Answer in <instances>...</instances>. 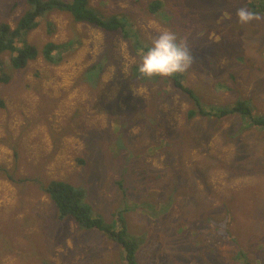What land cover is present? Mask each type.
Segmentation results:
<instances>
[{"label": "rangeland", "instance_id": "obj_1", "mask_svg": "<svg viewBox=\"0 0 264 264\" xmlns=\"http://www.w3.org/2000/svg\"><path fill=\"white\" fill-rule=\"evenodd\" d=\"M157 1L162 8L152 14ZM251 4L259 14L240 23L237 10ZM91 6L100 16L126 17L140 41L177 35L170 23L182 15L180 41L193 58L186 85L208 107L243 99L264 116V0ZM27 9L26 0H0V24L14 28ZM22 41L40 54L0 82V264H127L106 234L58 220L42 192L53 180L85 189L107 225L118 229L125 218L139 264H236L238 251L264 263V130L238 135V116L189 121L192 104L175 92L144 110L160 86L128 81L142 51L68 12H50ZM49 43L60 46V64L45 59ZM97 65L104 70L95 86L88 71ZM2 69L9 73L5 61ZM115 104L143 111L134 109L130 126L114 132L108 107Z\"/></svg>", "mask_w": 264, "mask_h": 264}, {"label": "trees", "instance_id": "obj_2", "mask_svg": "<svg viewBox=\"0 0 264 264\" xmlns=\"http://www.w3.org/2000/svg\"><path fill=\"white\" fill-rule=\"evenodd\" d=\"M26 3L28 9L18 19L14 28L8 23L0 24V82L9 84L15 71L24 70L30 61L38 58L40 54L38 49L31 44L23 42V37H26L30 32L38 28L41 18L54 10H61L68 12L75 22L90 23L107 34H121L123 39L128 41L132 45V48L136 49L137 54L142 51L139 55V61L135 65L132 76L128 81L135 82L136 85L160 86L159 90L154 93L153 100L144 110H148L150 107L152 111L166 95L175 92L185 95L192 104L191 109L188 111L189 121L196 117H204L220 122L229 117L238 116L243 120L238 135L249 129L264 130V116L254 114L253 107L247 100L241 99L232 106L208 107L205 105L201 97L186 85V72L172 77H154L152 79L142 77L138 72V65L141 56L151 41L142 39L143 42L142 40L140 41L138 33V36L130 34V31L132 33L135 32L130 29L131 24L127 22L126 17L120 19L117 16H105L103 14L100 16L91 6V0H26ZM249 7L253 16L259 14L255 4H251ZM161 8L162 3L160 1L152 3L149 7L152 14ZM181 17L182 15L180 14L172 17V22L170 23L172 29L177 33L179 40L184 34L183 27L177 21ZM191 20H194L192 24H198L196 18L193 17ZM57 50H60V46L54 43L47 44L43 51L45 59L53 64H60L64 60V57L61 52L55 53ZM4 55H7L8 58L5 59ZM3 60L9 68V73L2 69L4 67ZM102 70H104V67L97 65L88 71L90 74L89 78L93 80L95 86H98V78ZM54 104L56 105L55 101ZM4 105V102L0 100V106L4 107ZM134 109L139 112L143 111L139 107L123 110L116 104L108 107L109 121L113 124L112 128L114 132L117 130L121 132L123 128L125 129L127 126H130L131 122L126 121H130L128 118L129 113ZM42 189V192L47 194L55 207H57L59 221L64 222L72 219L84 231L95 230L106 234L122 247L124 260L127 264H139L138 253L140 245L137 238L130 234L125 218L122 216L118 217V229L107 225L100 215L94 213L91 205L87 203V191L69 182L53 180L45 184ZM226 234H229L228 230ZM233 260L236 264H256L244 251H238Z\"/></svg>", "mask_w": 264, "mask_h": 264}, {"label": "clouds", "instance_id": "obj_3", "mask_svg": "<svg viewBox=\"0 0 264 264\" xmlns=\"http://www.w3.org/2000/svg\"><path fill=\"white\" fill-rule=\"evenodd\" d=\"M240 23H248L254 16L247 8L236 12ZM188 49L171 31H163L155 35L140 58L139 74L148 79L154 77H172L184 73L192 63Z\"/></svg>", "mask_w": 264, "mask_h": 264}, {"label": "bare ground", "instance_id": "obj_4", "mask_svg": "<svg viewBox=\"0 0 264 264\" xmlns=\"http://www.w3.org/2000/svg\"><path fill=\"white\" fill-rule=\"evenodd\" d=\"M14 6H16V5H14ZM54 7V6H53ZM221 55V54H220ZM221 58V57H220ZM58 72V71H57ZM59 73V72H58ZM119 74V73H118ZM118 76V75H117ZM164 81V80H163ZM186 81V80H185ZM133 83V82H132ZM102 84V83H101ZM143 84V83H142ZM203 84V83H202ZM62 85V84H61ZM182 86V85H181ZM151 87V86H150ZM199 88H200V86H199ZM181 89V88H180ZM92 101V100H91ZM142 101V100H141ZM201 101V100H200ZM204 101V100H203ZM203 113V112H202ZM137 143V142H136ZM138 150V149H137ZM43 190V189H42ZM57 208V207H56Z\"/></svg>", "mask_w": 264, "mask_h": 264}]
</instances>
